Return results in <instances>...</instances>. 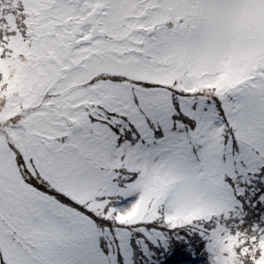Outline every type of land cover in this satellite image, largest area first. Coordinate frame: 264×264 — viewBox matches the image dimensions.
I'll return each instance as SVG.
<instances>
[{"label": "snow or ice", "instance_id": "obj_1", "mask_svg": "<svg viewBox=\"0 0 264 264\" xmlns=\"http://www.w3.org/2000/svg\"><path fill=\"white\" fill-rule=\"evenodd\" d=\"M0 264H264V0H0Z\"/></svg>", "mask_w": 264, "mask_h": 264}]
</instances>
